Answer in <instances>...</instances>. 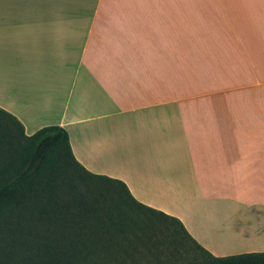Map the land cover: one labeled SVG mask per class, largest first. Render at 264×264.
I'll list each match as a JSON object with an SVG mask.
<instances>
[{
	"label": "crops",
	"instance_id": "crops-1",
	"mask_svg": "<svg viewBox=\"0 0 264 264\" xmlns=\"http://www.w3.org/2000/svg\"><path fill=\"white\" fill-rule=\"evenodd\" d=\"M0 108L209 253L264 251V0H0Z\"/></svg>",
	"mask_w": 264,
	"mask_h": 264
},
{
	"label": "trees",
	"instance_id": "trees-1",
	"mask_svg": "<svg viewBox=\"0 0 264 264\" xmlns=\"http://www.w3.org/2000/svg\"><path fill=\"white\" fill-rule=\"evenodd\" d=\"M82 213H95L100 230L116 233H130L132 214L144 225L168 220L203 252L189 264H264V251L209 253L177 218L136 201L121 180L84 168L64 127L45 125L27 135L0 108V264H98L96 236L79 218ZM69 216L75 223H68Z\"/></svg>",
	"mask_w": 264,
	"mask_h": 264
},
{
	"label": "rangeland",
	"instance_id": "rangeland-1",
	"mask_svg": "<svg viewBox=\"0 0 264 264\" xmlns=\"http://www.w3.org/2000/svg\"><path fill=\"white\" fill-rule=\"evenodd\" d=\"M94 214L82 213L79 218L87 222L88 231L94 233L93 237L96 236L97 253L93 258L98 264H189L203 256V252L168 220L156 219V223L144 225L147 223L145 219L141 224L138 215L132 214L131 217L136 222L133 220V223L129 224L130 233H116L109 230L110 228L100 230L103 227L102 222L95 220ZM73 218L74 216L68 219L70 225L76 221ZM136 224H140L139 236L132 234L138 230ZM80 226L82 223L74 228Z\"/></svg>",
	"mask_w": 264,
	"mask_h": 264
}]
</instances>
